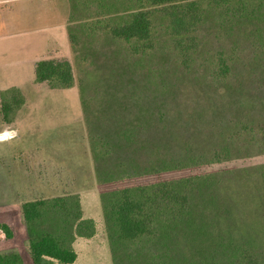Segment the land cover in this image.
Returning a JSON list of instances; mask_svg holds the SVG:
<instances>
[{
    "label": "trees",
    "instance_id": "1",
    "mask_svg": "<svg viewBox=\"0 0 264 264\" xmlns=\"http://www.w3.org/2000/svg\"><path fill=\"white\" fill-rule=\"evenodd\" d=\"M131 7L96 12L90 23L68 28L72 59L82 74L78 84L100 204L94 194L86 206L74 195L24 202L32 264H86L91 245L106 239L116 264H263L247 245L203 246L207 236L197 226L199 213L224 173L192 170L229 161L231 155L226 148L207 154L176 151L162 104L166 107L173 79H225L237 62L241 42L234 32L241 27L248 28L245 40L262 46L257 27L264 0H133ZM210 23L228 32L224 55L213 52L203 35ZM100 66L110 69L96 80L92 109L85 88L89 69ZM34 76L51 90L75 86L65 60L38 61ZM23 104L18 89L2 91V121L12 123ZM244 130L264 154V130L256 137ZM255 170L264 182V164ZM184 171L189 175L176 177ZM5 219L0 216V241L13 238ZM181 241L188 247L180 248ZM0 264L23 261L11 252L0 254Z\"/></svg>",
    "mask_w": 264,
    "mask_h": 264
},
{
    "label": "rangeland",
    "instance_id": "2",
    "mask_svg": "<svg viewBox=\"0 0 264 264\" xmlns=\"http://www.w3.org/2000/svg\"><path fill=\"white\" fill-rule=\"evenodd\" d=\"M260 18L257 29L261 33L262 46L245 40V35H249L246 33L248 28L241 27L242 31L234 32L241 42L236 52L237 62L225 79H173L170 81L173 88L166 99V107L162 104V111L171 122L176 151L183 153L189 149L207 154L212 150L223 153L226 148L231 155L229 161L192 170L199 175L224 173L220 185L212 193L214 197L203 202L199 213L197 226H202L207 236L203 246H227L229 242L247 245L264 264V182L255 170L264 164V154L258 152L255 142L250 144L251 138L244 133V129L252 134L264 130V16ZM28 27L23 23L11 24L0 27V32ZM205 29L203 35L211 41L213 52L226 54L230 45L228 32L215 30L213 23ZM41 36L29 32L0 38V89L14 83L24 89V95L18 89L24 104L17 111L22 110L16 134L10 139H0V214L11 207L16 208V213L17 206L27 201L64 195L78 196L86 206L94 194V201L100 204L101 188L94 175L78 84L82 78L81 69L71 58L75 80L71 89L50 90L45 83L34 88L31 85L34 78L32 62L47 59L44 54L50 49ZM100 67L89 69L85 88V97L92 109L97 107L93 97L98 91L94 86H99L96 80L102 74L107 76L110 69ZM202 73L200 70L199 76ZM3 123L0 110V131ZM43 159L53 161V172L50 173L53 180H42ZM189 173L184 171L176 177ZM12 200L16 202L11 203ZM16 232L24 264H32L24 252L26 233ZM179 243L180 248L188 247L182 241ZM93 244L95 250L89 256L84 255L87 264H116L107 239ZM15 246L0 244V254L13 252Z\"/></svg>",
    "mask_w": 264,
    "mask_h": 264
},
{
    "label": "crops",
    "instance_id": "3",
    "mask_svg": "<svg viewBox=\"0 0 264 264\" xmlns=\"http://www.w3.org/2000/svg\"><path fill=\"white\" fill-rule=\"evenodd\" d=\"M132 5L133 0H0V27H10L11 24L14 26L21 23L30 26L28 27L29 29L20 31L9 32L4 30L0 32V38H3V36H7L8 34L21 35L29 32L39 33L42 35V41L45 44H49L50 48L44 54L45 58H47L44 60H65L70 62V59L73 56L69 40V26L73 24L79 26L86 22V20L90 23V18L96 16V12H102L109 9L119 11L133 9V7H131ZM71 22L74 23L71 24ZM39 58H43V56H40ZM40 60L41 59H39V61ZM33 62L32 65L35 68V64L38 61ZM31 85L35 88L42 84L36 83L34 76V78L31 79ZM12 87L19 89L24 95V89L17 83L7 85V87L0 89V91ZM21 111L17 113L16 118L12 123H3L1 125L2 129L0 135H3V137L0 138L1 140L14 137ZM41 162L45 164L43 165L41 163V170L44 172L42 180H53L52 174H50L53 172V161H50V163L47 159H43ZM12 202L16 201L12 200L11 203ZM11 209L8 208L2 210L0 216L7 219L5 220L11 226L13 238L9 241H0V244H15L16 246L13 248V252H17L21 256L24 264L23 254L20 253L17 244L16 232V230H19L23 231L24 234L26 233L21 205L17 206V214L14 212L16 209L15 207H11ZM25 236L27 235L25 234ZM92 247L93 246H91V248ZM90 250H95V247ZM24 252L26 253V258H30L27 238L26 249Z\"/></svg>",
    "mask_w": 264,
    "mask_h": 264
}]
</instances>
